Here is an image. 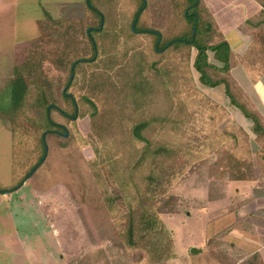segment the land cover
<instances>
[{
  "label": "rangeland",
  "instance_id": "rangeland-1",
  "mask_svg": "<svg viewBox=\"0 0 264 264\" xmlns=\"http://www.w3.org/2000/svg\"><path fill=\"white\" fill-rule=\"evenodd\" d=\"M62 1L0 0V185L2 186L17 184L26 175V170L23 168L20 170L19 164L14 179L12 174L11 116L14 107L13 98L18 97L17 91L20 87L14 78L16 73L57 77L65 76L67 72L65 65L57 61L58 54L56 55L55 47H47L46 40L40 34L36 36L39 29L38 21L41 20L44 24L47 15L55 19L62 17V19L80 21L86 15V12L84 13L86 0H77V2L72 0L71 4ZM96 1L91 0L97 10H103L102 4ZM123 2L125 3L124 0ZM145 4L142 3L143 7ZM116 5L120 6V3L116 2ZM122 5L124 9L125 5ZM149 9L153 16L157 17L158 26L162 23L168 24L170 17L172 24L175 21L170 0H151ZM172 9H176L175 4ZM91 11L95 17L96 11ZM110 18L118 21L116 14H111ZM143 18L145 15L141 19ZM146 21L147 19L139 23V28H145L148 25ZM173 25L176 26V31H180L177 23ZM97 36L99 38L100 35ZM28 37L30 40L25 45L23 42ZM100 42L102 43L101 40ZM143 43L148 44L149 39L147 38ZM129 47L134 49L128 43L119 55L122 57ZM144 47L145 45H139V48ZM195 55L196 49L193 51V59ZM152 61L153 58L149 56L147 64ZM90 69L92 67L88 69L78 67L77 75L73 80V89L89 96H96L99 92H95L90 86L86 89L83 82L88 78ZM190 71L197 87L210 98L220 99V93L217 91L215 94L211 93L209 87L201 83L199 73L192 65ZM146 74L153 77L151 70L146 69ZM65 79L66 77L62 80ZM54 98L61 103L60 105L66 100L63 96L56 97V94ZM219 104L227 111L226 116L219 121V128L231 122L243 127V122L239 121L240 113L235 110V106L230 105L231 103L226 100L225 102L221 100ZM80 111L85 115L70 120L54 111V118L66 126L68 135L61 137L51 135L47 139L44 138V142L47 140L48 148L43 163L34 172L36 166L32 168L30 172L32 176L25 178L22 185H18L19 189L0 192V264H136L134 251L130 250V252L126 249L127 239L122 224L136 201L131 188L133 185L130 187L126 185L124 181L126 175L121 169L123 170L128 164L127 160L131 162L140 148L145 145V141L139 138L142 135L151 137L154 146L171 145L169 142L172 137L166 135V132L155 130L154 124L145 129L142 135L140 130L136 129L132 134L136 124L134 122L121 124L110 134L100 126L105 123L106 110H101L100 113V117L103 114L101 117L103 120L100 122L94 119L93 123L88 107L87 110ZM138 112L141 113L138 116L139 122H144L150 119L154 110H138ZM246 128L249 132V126ZM179 131L181 144L170 146L172 152L180 150L175 156L178 162H174L173 158L163 157L160 167L153 169L147 166L141 167L135 181L139 188L144 190L147 187L149 196L159 200V208L174 209V212L160 213L158 217L161 224L159 230L164 234V240L169 242L172 239L176 255L161 263L149 264H191L190 259L193 264L196 262L201 264L204 258L199 257L198 252L195 254L193 248L201 249L202 252L207 251L221 263L225 256L230 258L235 256L239 259L251 253L254 260L250 262L261 264L264 259V249H261L262 254L254 253L264 245V237L250 241L248 244L243 238V242L245 241L243 246L242 240L237 241L236 238L230 237V233L234 230L238 232L240 229L243 231L242 234L252 238L258 236L262 230L261 225L264 222L260 221L262 219L258 213L261 211L260 204L264 205L262 164L264 149L251 133L254 177L253 180H243L247 182L246 187L238 183L241 180H233L230 174L224 171L222 165L218 164L223 159L224 152H214L209 156L197 155L195 162L184 167L182 174L167 181L168 176L179 168L180 160L194 157L189 154L188 143L190 139L197 138L199 132L189 135L185 125ZM126 153H130L129 158L122 160ZM121 188L126 189L124 195L121 193ZM236 189H239L238 192ZM128 195L133 196V200L128 198ZM251 201L256 207L254 204L250 205ZM246 204L251 206L250 208L254 207L255 210H247L244 206ZM227 237L230 240H227ZM232 240L237 243L235 250L231 246Z\"/></svg>",
  "mask_w": 264,
  "mask_h": 264
},
{
  "label": "trees",
  "instance_id": "trees-1",
  "mask_svg": "<svg viewBox=\"0 0 264 264\" xmlns=\"http://www.w3.org/2000/svg\"><path fill=\"white\" fill-rule=\"evenodd\" d=\"M97 2L102 4L103 10L101 8L97 10L91 0H86V15L80 21L62 19V17L55 19L50 15H47L44 24L41 20L38 21L40 35L46 40L47 47H55L56 55L58 54L57 61L65 65L67 72L65 76L57 77L16 73L14 78L20 87L17 91L18 97L13 98L14 107L11 116L12 174L14 179L19 164L20 170L22 168L26 170V175L12 186L0 185V192L16 190L25 178L32 176L30 175L32 168L35 166L37 168L43 163L48 147L44 138L47 139L51 135L65 136L57 132L65 133L66 130L62 128L63 124L54 118V111L70 120L85 115L80 110H87V107L90 109L89 116L92 123L94 119L101 122L103 120L101 118L103 114L100 117L101 110H106L105 123L100 126L110 134L121 124L134 122L136 124L132 134L136 129L140 130L142 135L145 129L154 124L155 130L171 135L172 140L169 142L171 145L179 146L181 144L179 130L184 125L189 135L198 131L199 136L190 139L188 143L189 154L194 157L179 159L181 161L179 168L168 176L167 181L182 174L184 167L195 162L197 155L209 156L214 152H224V157L218 164L222 165L224 171L229 173L233 180H253V157L249 133L232 122L223 128L218 127L219 121L226 116L227 111L196 86L190 71L192 65L199 73L201 83L206 86H225L231 103L252 120V131L256 135L257 142L264 149V116L249 100L239 84L230 77V65L221 69L211 64L207 46L197 40L194 28L197 26L196 7L200 0L172 1V8L174 4L176 8L172 9L175 18L173 24L177 23L180 31H176V26L172 22L165 29L153 28L152 25L139 28L138 24L144 22V18H141L146 14L148 5L145 4L143 7L142 3L145 0L134 1L138 2L131 23V26L136 23L135 31L131 26L129 30L135 35L139 32L151 36L148 44L143 43L139 38L140 35L131 42L116 41L115 34L111 32L113 27H116L117 21L110 16L116 14V19H120L125 10L122 4L126 6V3L121 0L107 2L97 0ZM112 2L113 4L110 5ZM116 2L120 3V6H115ZM91 10L96 11L95 17ZM147 17L148 15H145V18ZM97 35H100L99 38ZM128 43L134 49L129 47L121 57L119 52L124 51ZM139 45L145 47L142 49ZM194 49L196 55L192 63ZM125 55L126 60H124ZM149 56L153 61L147 64ZM79 66L86 69L92 67L89 74L87 73L88 78L83 82L86 89L90 86L95 92H99L98 95L89 96L73 89V80ZM65 69L61 68L62 71ZM146 69L151 70L153 77L146 74ZM64 77L66 79L63 81ZM55 94L56 97L59 95L66 99L64 104L60 105L61 103L57 102L54 98ZM138 110H154V113L148 121L139 122L138 116L141 113ZM139 138L145 141V145L140 148L131 162L127 160V166L121 169L126 175L124 180L126 185L129 187L133 185L131 188L136 201L122 223L127 239L125 245L128 251H134L136 264L161 263L174 258L176 250L172 239L169 242L164 240V234L159 230L161 224L158 215L172 213L174 209L159 208V200L149 196L147 187L143 190L135 181L141 167L147 166L152 169L160 167L163 157L173 158L174 162H178L175 156L180 150L172 152L169 144L154 146L152 138L147 135ZM129 154L126 153L122 160L129 158ZM129 187H127L128 191ZM120 190L123 195L126 193L125 188ZM127 197L133 200V196ZM221 261L224 264L236 263V260L229 256H225Z\"/></svg>",
  "mask_w": 264,
  "mask_h": 264
},
{
  "label": "crops",
  "instance_id": "crops-1",
  "mask_svg": "<svg viewBox=\"0 0 264 264\" xmlns=\"http://www.w3.org/2000/svg\"><path fill=\"white\" fill-rule=\"evenodd\" d=\"M71 1L72 0H63L62 2L71 4ZM74 1L77 2V0ZM124 1L126 3L124 8L125 10L122 12L121 18L117 19L118 21L116 27H113L111 32L115 34L116 41L127 40V42H131L139 35V38H141L142 41H146L147 38L150 40L151 36L148 34H139L138 32V35H135L134 33H131V30H129L132 23V15L135 12L137 7L136 4H138V2L135 3L133 0ZM150 1L151 0H145V3L148 5L145 15H148V17L144 18L143 20L145 21V19H147L146 23H148V26L152 25L153 28L165 29L167 26H170L171 17L168 24L162 23L160 26H158L159 22L157 17H154L149 9ZM170 2L172 10V0H170ZM196 8L198 10V16L197 26L194 28V30L196 31L197 40L207 46L209 62L221 69H224L230 65V77H232L234 81L239 84L249 100L264 116V0H200L199 5ZM85 12L86 9L84 13ZM131 29L135 31L134 24H132ZM36 34V36L40 34L39 29ZM33 39L34 38H32V40ZM29 40L30 39L28 37L23 43L26 45ZM193 60L194 59L192 58V63ZM208 89L213 94H215L217 91L220 93L219 98L221 100L224 102L226 100L231 103L229 97L226 94L224 85L209 87ZM212 99H214L216 102H221V100L217 97ZM230 105L233 104L231 103ZM236 108L235 110H238L240 113L239 121L243 122V127H245L244 129L247 131L246 127L249 126L250 128V131L247 132L249 133L251 139V133H253V122L251 119L247 118L239 108ZM262 164L264 169V163ZM238 183L243 184L244 187L247 185V182L243 180L239 181ZM236 190L238 192L239 189ZM252 204H254V207H256L253 201L250 202L251 206ZM244 206L249 211L255 210L254 207L250 208L251 206H248L247 204ZM259 208L261 211L258 213V216H260V219H262L259 220L264 222V205L260 204ZM261 226H263L262 230L256 237L248 238L242 234L243 231L240 229L238 232L234 230L232 233H230V237L236 238L237 241L238 239L242 240L244 238L248 241V244L250 241H255L262 236L264 237V224ZM228 237L227 240H230V237ZM236 244L237 243L232 240L231 246L234 250ZM244 244L245 241L243 242L242 240L241 245L244 246ZM241 245L240 247H242ZM261 249H264V245L256 249L257 252L254 254H260ZM198 253L199 257L201 256L204 258L203 262H200L201 264H224L217 261L213 256H210L207 251L202 252L200 249V252ZM182 254L185 255L186 253ZM253 258L254 257L251 255V253H248L245 256L239 257V259H236L234 256L233 259L236 260L235 264H255L254 262H250V260H254ZM190 261L191 264H193L191 259ZM262 261L263 262L261 264H264V259H262Z\"/></svg>",
  "mask_w": 264,
  "mask_h": 264
},
{
  "label": "flooded vegetation",
  "instance_id": "flooded-vegetation-1",
  "mask_svg": "<svg viewBox=\"0 0 264 264\" xmlns=\"http://www.w3.org/2000/svg\"><path fill=\"white\" fill-rule=\"evenodd\" d=\"M74 76V74H72V77ZM62 124V123H61ZM64 130H66V132L65 133H63L62 131H57L58 133H60V134H64V135H66V133H68V130H67V128H66V126H64L63 125V127H62ZM48 148V147H47ZM21 186V185H20ZM20 186L18 187V189L20 188ZM4 193V192H3Z\"/></svg>",
  "mask_w": 264,
  "mask_h": 264
},
{
  "label": "water",
  "instance_id": "water-1",
  "mask_svg": "<svg viewBox=\"0 0 264 264\" xmlns=\"http://www.w3.org/2000/svg\"><path fill=\"white\" fill-rule=\"evenodd\" d=\"M195 31V30H194ZM66 135H68V133H66ZM44 158H45V156H44ZM36 170V168H34V170H33V172ZM193 252L194 253H196V252H200V250L199 249H196V248H193Z\"/></svg>",
  "mask_w": 264,
  "mask_h": 264
}]
</instances>
